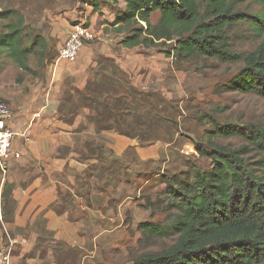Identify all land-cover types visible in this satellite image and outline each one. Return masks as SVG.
<instances>
[{"label":"rangeland","instance_id":"1","mask_svg":"<svg viewBox=\"0 0 264 264\" xmlns=\"http://www.w3.org/2000/svg\"><path fill=\"white\" fill-rule=\"evenodd\" d=\"M258 9L254 5L239 7L241 12L250 13ZM123 10L124 0H0V12L15 11L23 17V36L29 43L38 37L47 45L42 65L34 58L29 60L33 74L19 70L0 55V98L11 112L12 101L26 100L35 87H45L58 64L57 51L73 25L88 23L94 33L87 44L95 54L94 66L88 70L96 78L92 83L90 80L87 90L78 92L65 86L60 96L59 129L70 134L72 146L55 150L52 167H45L42 158L40 162L30 159L25 132L21 141L13 139L6 174L0 170V196L4 182L13 186L7 204L0 197V247L8 245L5 230L10 236L28 239L27 187L63 184L56 185L57 197L48 210L58 216L81 217L61 221L62 226L55 227L66 229L69 222L76 224L83 238L82 264H133L142 254L158 252L170 244L168 240L147 239L137 228L140 223L167 222L170 200L165 178L211 166L196 149L209 144L210 120L234 126L264 123L263 99L226 86L241 63L202 57L179 59L169 42L125 48L120 42L129 34L128 29L111 25ZM158 19L159 14L154 13L150 21L155 25ZM249 34L245 24L231 30L236 53L253 48ZM109 52L126 59L123 67L130 66V75L122 69V74L117 72V63L103 55ZM74 64L61 62L60 67L66 65L64 72H70ZM66 81L71 84L74 77ZM92 100L110 103L112 110H103L101 104L89 105ZM214 142L231 148L241 144L234 138ZM13 154L19 157L15 159ZM59 161L65 165L54 171ZM66 184L81 188L74 190ZM73 190L81 194V204L68 198ZM47 222L35 221V227L42 228ZM18 247H13L10 264H22L26 259L25 248L19 251Z\"/></svg>","mask_w":264,"mask_h":264},{"label":"trees","instance_id":"2","mask_svg":"<svg viewBox=\"0 0 264 264\" xmlns=\"http://www.w3.org/2000/svg\"><path fill=\"white\" fill-rule=\"evenodd\" d=\"M243 5L257 6L258 12H241ZM154 13L159 14L155 25L150 21ZM0 22V55L33 74L29 60L34 58L42 65L47 58L46 41L36 37L29 43L25 39L24 20L18 12H0ZM243 24L253 48L236 53L229 33ZM111 25L128 29L120 42L125 48L169 42L179 59L241 63L227 88L264 100V0H124V10L114 16ZM91 104L112 110L110 103L92 100ZM210 122L208 146L197 145L196 149L211 166L165 178L170 200L167 222L140 223L137 228L147 239L170 244L142 254L133 264H264V123L234 126ZM217 138H234L241 144L225 147L214 142ZM12 187L9 182L2 185L4 204ZM68 220L72 222V218ZM69 255L64 254L65 264H75L77 259L71 258L75 253Z\"/></svg>","mask_w":264,"mask_h":264},{"label":"crops","instance_id":"3","mask_svg":"<svg viewBox=\"0 0 264 264\" xmlns=\"http://www.w3.org/2000/svg\"><path fill=\"white\" fill-rule=\"evenodd\" d=\"M88 27L91 29L90 26ZM87 44H84L81 48L74 61L75 67L70 72H64L63 67L66 65L60 67V63L63 61H58V64L51 71L45 87L41 86V89H38L39 86L35 87L33 94H29L26 100L12 101L10 104L14 108V111L11 112L12 118L9 123L16 134L14 139L20 140L22 132H25L30 142L27 146L30 159L35 162H40V158L44 159L42 161L45 167L54 165L55 161L53 162L51 158L58 147L64 145L69 148L72 146L70 134L59 129L57 114V110L60 109L61 105L60 96L63 95L65 86H73L79 92L80 90H86V87H91L90 80L92 83L96 79L94 76L92 78V71L88 70L94 66L95 54H93L94 51L89 50L90 45ZM103 55L107 59L114 60L119 69L126 71L130 75V70L128 69L130 66L123 67L126 64L124 57H118L110 52ZM70 77H74V81L71 84H67L66 80L70 79ZM2 101L9 107L4 100ZM64 165L65 162L59 161L58 166H54V171L61 170ZM56 185L63 184H30L27 187V220L30 222V228L27 234V243L18 247L19 251L21 248H25L26 259L22 264H65L64 254L70 253L69 256H71L72 252L75 255L71 256V258L80 260L79 264H82L83 238L78 234L76 224L69 222L65 226L66 229L55 227L57 225L62 226L61 221H69V218L76 220L80 216L77 215L76 218V215H74L68 218L67 213L58 216L48 210L50 204L57 197ZM65 186L75 188L74 190L81 188L78 184H66ZM74 190L68 198L74 203L79 200V204H81V194L74 192ZM44 219L48 220L49 223L47 222L44 226V223H42V228L35 227V221ZM5 233L8 234L6 230ZM70 264L72 263L70 262Z\"/></svg>","mask_w":264,"mask_h":264},{"label":"built area","instance_id":"4","mask_svg":"<svg viewBox=\"0 0 264 264\" xmlns=\"http://www.w3.org/2000/svg\"><path fill=\"white\" fill-rule=\"evenodd\" d=\"M94 39V33L85 24L73 25L67 35L66 40L57 51L56 62L63 61L73 63L84 44ZM12 114L9 107L0 99V170L3 175L6 174L7 160L11 156L10 148L15 133L9 123ZM15 159L18 154L12 155ZM1 219V212H0ZM8 245L0 247V264H10L13 247L24 246L27 240L22 236H10L7 234Z\"/></svg>","mask_w":264,"mask_h":264},{"label":"clouds","instance_id":"5","mask_svg":"<svg viewBox=\"0 0 264 264\" xmlns=\"http://www.w3.org/2000/svg\"><path fill=\"white\" fill-rule=\"evenodd\" d=\"M0 212H1V208H0ZM1 220V219H0Z\"/></svg>","mask_w":264,"mask_h":264}]
</instances>
